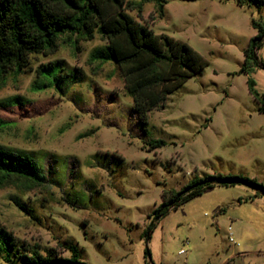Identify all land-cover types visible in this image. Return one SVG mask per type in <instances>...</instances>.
<instances>
[{"label":"rangeland","instance_id":"1","mask_svg":"<svg viewBox=\"0 0 264 264\" xmlns=\"http://www.w3.org/2000/svg\"><path fill=\"white\" fill-rule=\"evenodd\" d=\"M125 2L135 22L187 45L207 65L146 125L116 65L92 59L107 43L97 31L91 41L62 36L54 52L31 55L23 71L1 77L0 147L30 158L41 178L0 174V225L15 241L10 259L19 264L23 254L50 249L70 258L64 244L73 242L85 264H264V113L239 73L264 5ZM256 56L264 64V46ZM55 62L54 79L37 72ZM250 76L264 95V69ZM156 140L165 146L152 148ZM208 175L258 188L209 189L158 221L147 241L162 193Z\"/></svg>","mask_w":264,"mask_h":264},{"label":"trees","instance_id":"2","mask_svg":"<svg viewBox=\"0 0 264 264\" xmlns=\"http://www.w3.org/2000/svg\"><path fill=\"white\" fill-rule=\"evenodd\" d=\"M239 6L254 4L258 10L264 0H235ZM125 0H0V78L8 72L20 73L34 54L49 55L57 48L62 36L79 41H91L97 31L106 45L93 52L94 61L112 62L123 80V88L132 101V111L141 125L147 124L148 114L165 108L168 97L185 82L202 74L206 62L187 45L165 35H156L146 25H141L126 13ZM162 10L160 14L162 16ZM256 31L244 50L240 74L247 76L246 85L255 101L261 103L264 113V95L255 90L250 74L262 67L256 52L264 46V24L252 21ZM58 63L41 66L40 75L54 79ZM45 84L41 88H48ZM162 140L151 142L152 148L165 146ZM0 174L18 176L33 182L40 181L35 163L27 156L7 152L0 147ZM235 179L250 185L254 180L242 177L204 176L192 180L179 191L162 193V202L153 211V222L147 230L146 240L155 224L171 211L202 195L216 186L221 179ZM233 186V185H231ZM15 246L13 236L0 225V254L7 264ZM64 250L70 258H63L55 249L43 256L38 252L23 254L19 264H85L80 249L73 242L65 243ZM146 258L150 257L145 250ZM149 259V258H148Z\"/></svg>","mask_w":264,"mask_h":264},{"label":"water","instance_id":"3","mask_svg":"<svg viewBox=\"0 0 264 264\" xmlns=\"http://www.w3.org/2000/svg\"><path fill=\"white\" fill-rule=\"evenodd\" d=\"M216 184L217 185H227V186H231V185H235V184H245V185H248L252 188H258L256 185H250V184H246L244 182H240L238 180H235V179H221V180H217L216 181ZM147 249V248H146ZM150 258V257H148Z\"/></svg>","mask_w":264,"mask_h":264},{"label":"built area","instance_id":"4","mask_svg":"<svg viewBox=\"0 0 264 264\" xmlns=\"http://www.w3.org/2000/svg\"><path fill=\"white\" fill-rule=\"evenodd\" d=\"M229 241H230V242H232V238H229ZM183 253H184V251H183V250H180V251H179V254H181V255H182Z\"/></svg>","mask_w":264,"mask_h":264},{"label":"crops","instance_id":"5","mask_svg":"<svg viewBox=\"0 0 264 264\" xmlns=\"http://www.w3.org/2000/svg\"><path fill=\"white\" fill-rule=\"evenodd\" d=\"M255 34H256V31H255ZM246 76V75H245ZM247 77V76H246ZM229 232H230V228H229ZM230 234V238H231V233H229ZM232 242H233V240H232Z\"/></svg>","mask_w":264,"mask_h":264}]
</instances>
